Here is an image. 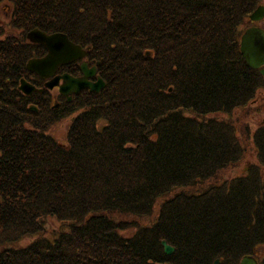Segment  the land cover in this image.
I'll use <instances>...</instances> for the list:
<instances>
[{
  "label": "trees",
  "instance_id": "trees-1",
  "mask_svg": "<svg viewBox=\"0 0 264 264\" xmlns=\"http://www.w3.org/2000/svg\"><path fill=\"white\" fill-rule=\"evenodd\" d=\"M1 2L0 264H238L264 246V123L257 161L210 182L247 152L216 115L264 86L240 50L263 0ZM34 27L88 47L105 87L58 107L47 90L25 95L21 78L42 85L26 66L46 52ZM76 112L63 144L49 129ZM48 218L61 224L51 236Z\"/></svg>",
  "mask_w": 264,
  "mask_h": 264
},
{
  "label": "water",
  "instance_id": "water-1",
  "mask_svg": "<svg viewBox=\"0 0 264 264\" xmlns=\"http://www.w3.org/2000/svg\"><path fill=\"white\" fill-rule=\"evenodd\" d=\"M251 22L264 19V4L259 5L249 16ZM27 38L40 45H44L47 52L44 56L30 58L27 62V69L37 73L42 79H47L45 86L49 89L59 86V91L68 100L73 94L79 93L83 88L88 87L91 91L99 92L105 82L101 76H97L96 81L89 78L95 76L97 67H89L87 61L80 64L81 76H72L68 73L57 74L58 68L73 61L84 58L87 55V48L75 43L64 32L48 33L38 27L31 29ZM240 50L248 65L252 68L260 69L264 75V28L252 25L244 30L240 39ZM97 64H100L99 62ZM63 81L62 83L60 81ZM20 90L30 95L38 89L30 81L22 78L20 80ZM37 111L36 106L30 107ZM166 254H172L175 247L170 245L165 239L162 240ZM217 259L214 264H219ZM239 264H260L254 256H244Z\"/></svg>",
  "mask_w": 264,
  "mask_h": 264
},
{
  "label": "rangeland",
  "instance_id": "rangeland-1",
  "mask_svg": "<svg viewBox=\"0 0 264 264\" xmlns=\"http://www.w3.org/2000/svg\"><path fill=\"white\" fill-rule=\"evenodd\" d=\"M264 4V0L262 2ZM9 5L7 2L0 3V33L3 30V33H7L11 30V16ZM250 25H259L264 27V19L260 22L250 23L246 21L242 26V30L249 27ZM52 97L59 99L58 90H54L51 93ZM55 102V101H53ZM52 102V103H53ZM77 115L76 113L70 114L65 118H62L55 122L49 129L51 135H53L60 142L65 143L67 141V132L71 120ZM219 118H226L231 120L235 127L236 133L239 137V140L246 147L247 152L244 153L241 163L228 169L227 171H222L210 182L221 183L223 181L236 178L239 175H242L248 169V166L251 163L257 161L256 149L254 147L252 134L264 123V86H262L256 97L250 101L245 107L236 108L230 114H217ZM207 184V183H206ZM61 227V224L53 218H48L46 222V232L49 236L52 235L54 229ZM65 228L64 226L62 229ZM27 240V239H26ZM30 240V239H29ZM258 253L260 256H264V246L258 248Z\"/></svg>",
  "mask_w": 264,
  "mask_h": 264
},
{
  "label": "flooded vegetation",
  "instance_id": "flooded-vegetation-1",
  "mask_svg": "<svg viewBox=\"0 0 264 264\" xmlns=\"http://www.w3.org/2000/svg\"><path fill=\"white\" fill-rule=\"evenodd\" d=\"M94 79H95V77H94ZM44 82H45V81L42 80V83H43V84H44ZM56 89H57V87L54 88V90H56ZM54 90H53V91H54ZM259 254H260V253H258V250H255L253 255L258 259L259 262H261L264 256H260ZM239 261H240V260H239ZM239 261H238V263H239Z\"/></svg>",
  "mask_w": 264,
  "mask_h": 264
}]
</instances>
